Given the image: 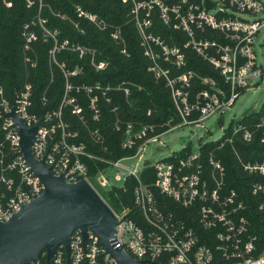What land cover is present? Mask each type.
<instances>
[{"label":"built area","instance_id":"built-area-1","mask_svg":"<svg viewBox=\"0 0 264 264\" xmlns=\"http://www.w3.org/2000/svg\"><path fill=\"white\" fill-rule=\"evenodd\" d=\"M33 5L35 0H26ZM40 6L43 5V0ZM131 3V14L140 34V44L150 60L149 71L157 80L164 81L171 91L180 121L162 133H154L156 127L149 124L126 121L120 115L118 106L113 107L115 129L122 133L123 149H135L131 155L118 159L103 157L79 140L80 134L64 119V107L72 106L73 112L84 120L80 93H85L94 119L101 116L100 98L111 103V93L122 91L126 96L130 88L125 82L115 85L73 84L70 76L82 72L77 67L65 71L66 90L58 109L38 116L30 112L33 84L28 79L24 88L11 100L0 83V221L9 220L24 204L40 196L44 184L33 172L20 147V128L9 114L13 111L34 126H40L33 144V152L43 160L56 176L65 175L68 182L86 180L108 204L117 218L111 243L115 248H124L140 264H264V248L257 235L251 232V221L246 214L247 206L235 189L226 184V166L213 152L204 156L201 146L185 156L180 151L159 160L152 166L156 178L144 182L140 170L142 154L147 145L160 141L170 130L187 125H203L206 119L231 108L237 99L264 76V66L256 51L259 38L264 40V0H123ZM157 11L162 21L186 33L188 39L184 48H191L215 71L214 75H201L188 65L183 47L169 44L161 35L151 31L153 13ZM77 20L66 14H59L70 20L75 28L84 32L81 20H88L101 31H110L117 42H124L121 26H113L99 14L82 5L75 6ZM46 19L40 14L23 26L25 61L34 66L35 27H45ZM57 31L45 29V36L55 38L51 50L56 54L63 49L77 50L80 56L90 55L96 69H106L110 62L96 61L97 51L80 44H71L69 39L59 41ZM127 53L126 49H123ZM196 80L201 88L194 91ZM229 128V127H228ZM224 130L223 146L240 135L245 141H252L258 128L264 129V119L253 128L237 121L231 134ZM95 143L105 144L98 129L89 131ZM154 133V134H152ZM221 138V139H222ZM219 139V140H221ZM262 141L264 142V133ZM162 144L164 142L160 141ZM107 151V147L104 146ZM242 168L254 175L264 177V159L245 160L237 149ZM137 159L136 166H127L125 161ZM96 160L106 165L91 174ZM117 169L114 184L108 173ZM110 176V175H109ZM137 180L130 199L116 195L117 203H109L103 192L115 189L128 192L127 181ZM252 193L260 196L258 209L264 214V180L252 182ZM172 200V202H169ZM71 256L69 264H119L102 245L95 233L89 231L85 244L81 230L71 235ZM24 264H48L47 253ZM53 264H68L66 247L61 244L55 253Z\"/></svg>","mask_w":264,"mask_h":264},{"label":"trees","instance_id":"trees-1","mask_svg":"<svg viewBox=\"0 0 264 264\" xmlns=\"http://www.w3.org/2000/svg\"><path fill=\"white\" fill-rule=\"evenodd\" d=\"M82 5L84 8L95 12L105 18L113 26H121L123 29L124 42L114 40L109 32L99 30L88 20H81L84 32L78 31L74 24L63 19L59 14H66L71 19L77 20L75 6ZM131 3L123 0H35L33 5H28L26 0H0V83L5 89L6 96L13 100L25 85L28 79L33 84L30 112L38 116H44L46 112L58 109L62 103L66 90L67 78L65 71H73L77 67L82 72L70 76L69 81L73 84H118L125 82L130 88L128 96L122 91L111 93L112 102L100 98L101 116L94 119L93 111L89 106V100L85 93H80L83 106L84 120L73 112L72 106L64 107V119L71 127L80 134L79 140L84 141L89 150L109 159L131 155L135 149L127 150L121 146L122 133L114 126L115 115L113 107L118 106L121 117L134 123L149 124L156 127L154 133L167 131L170 126L180 121V116L174 105L171 91L164 81L157 80L149 71L150 60L145 56L140 44V35L134 22L131 20ZM40 14L46 19L45 27L51 32L57 31V39L63 41L69 39L71 44H80L84 47L97 51L96 61H109V66L102 71H96L90 55L80 56L77 50L63 49L56 53L55 62L51 58L50 51L54 48L55 38L44 37L43 27L39 24L35 27L37 38L34 47L37 53L36 66L25 61L24 40L22 29L26 22L33 20ZM157 35H161L169 44H177L184 48L188 37L186 33L174 29L165 24L157 11L153 13V26L151 28ZM126 49L127 53L123 52ZM187 54L188 65L185 69H193L201 75H214L212 67L199 57L191 48H184ZM34 58V56H33ZM64 64V67H61ZM199 80H196L194 91L201 88ZM264 119V102L259 111L244 115L239 122L250 127ZM234 124L228 128L231 134ZM98 129L105 139L103 145L94 142L90 136V130ZM152 133V134H154ZM264 129L258 128L252 141H245L238 134L232 142L221 146V140L202 142L200 144L204 156L210 152L222 159L226 166V184L230 189H235L244 200L246 214L251 221V232L258 237V242L264 248V214L258 209L260 196L252 193V182L264 177L246 172L238 159L235 149L245 160L264 159V142L262 141ZM192 149L188 145L180 151L179 156H185ZM92 163L91 174L95 175L98 168L94 163L103 168L106 164L96 160ZM144 182L154 181L156 178L154 168L146 167L141 175ZM137 183L134 177L127 181L128 192L115 189L103 192L109 203H117V197L129 198ZM169 202H172V200ZM226 264H232L231 261Z\"/></svg>","mask_w":264,"mask_h":264},{"label":"water","instance_id":"water-1","mask_svg":"<svg viewBox=\"0 0 264 264\" xmlns=\"http://www.w3.org/2000/svg\"><path fill=\"white\" fill-rule=\"evenodd\" d=\"M13 101L12 116L20 128V147L33 172L45 188L6 221H0V264H24L47 253L48 264H53L57 248L63 244L68 264L70 241L79 229L87 243L88 233L97 235L102 245L119 264H140L124 248H115L111 238L117 218L99 193L86 180L68 182L65 175L56 176L43 160L33 152L40 122L29 127L21 119Z\"/></svg>","mask_w":264,"mask_h":264},{"label":"rangeland","instance_id":"rangeland-1","mask_svg":"<svg viewBox=\"0 0 264 264\" xmlns=\"http://www.w3.org/2000/svg\"><path fill=\"white\" fill-rule=\"evenodd\" d=\"M130 17L131 20L134 22L131 11ZM45 29L47 28L43 27L42 29L44 37H46ZM104 32H109V34L111 33L110 31ZM33 49L34 60L37 61L36 49L35 47ZM256 51L260 58H262L260 59V62H262L264 66V40H262V37L259 38L256 44ZM50 54L51 58L55 62H57L55 56L56 54H53L51 51ZM61 67H64V64H61ZM96 71L98 70L96 69ZM263 102L264 76L258 78L257 86H252L248 90L244 91V93L237 99V101L231 108L225 110L223 113H217L212 115L210 118L202 122L203 125L196 126L193 124L170 130L164 135H162V137L160 138V141L164 142V144H162L160 141H157L147 145L144 153L142 154L140 170H143L147 164L154 165L159 160L170 156L173 152H178L182 150L188 145H190L192 150H197L202 142L216 141L221 139L224 135V130L226 128H228L232 123L234 124L239 121L244 115L259 111ZM137 161V159L128 160L125 161L124 164L127 166H136ZM116 173L117 169L115 168L108 173L110 175H108V177L114 184H120V181H117L115 179Z\"/></svg>","mask_w":264,"mask_h":264}]
</instances>
